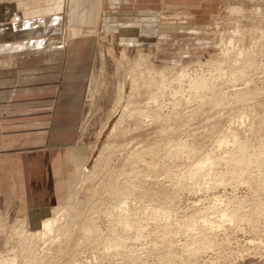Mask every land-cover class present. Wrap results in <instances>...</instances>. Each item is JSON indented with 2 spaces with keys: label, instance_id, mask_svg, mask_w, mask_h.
I'll use <instances>...</instances> for the list:
<instances>
[{
  "label": "rangeland",
  "instance_id": "obj_1",
  "mask_svg": "<svg viewBox=\"0 0 264 264\" xmlns=\"http://www.w3.org/2000/svg\"><path fill=\"white\" fill-rule=\"evenodd\" d=\"M62 3L0 0V72L10 67L3 47L12 48L2 45L29 40L10 30L17 22L59 46L85 42L88 61L68 168L43 167L56 179L46 199L30 206L28 151L0 158L1 255L18 264L29 255L33 264H264V0L162 9L158 42L193 37L188 54L103 32L100 0ZM57 15L62 30L45 32ZM61 128L52 126L56 140ZM53 211L61 229L41 240L37 223Z\"/></svg>",
  "mask_w": 264,
  "mask_h": 264
},
{
  "label": "crops",
  "instance_id": "obj_2",
  "mask_svg": "<svg viewBox=\"0 0 264 264\" xmlns=\"http://www.w3.org/2000/svg\"><path fill=\"white\" fill-rule=\"evenodd\" d=\"M208 1L103 0L98 26L107 34L119 35L122 41L131 38L139 49L181 46L188 54L197 44L193 37L163 35L158 42L159 13L167 7L173 10V5L202 7ZM61 45L9 52L4 63L10 67L0 72V158L17 151H28L22 153L29 168L26 193L31 207L46 199L48 190L55 185L56 179L50 181V172L43 171V167L46 169L49 161L57 160L63 165L59 169V164V171L65 172L68 168L67 157L64 159L63 154L71 148L76 113L80 111L78 105L81 104L88 62L84 63L82 59L86 43L76 40L68 47ZM57 122L62 126L57 133L58 140L52 130ZM63 135L68 139L60 141L59 137ZM33 148L39 150H29ZM29 161L37 162L39 169H32L34 165ZM4 231L0 215V237Z\"/></svg>",
  "mask_w": 264,
  "mask_h": 264
},
{
  "label": "bare ground",
  "instance_id": "obj_3",
  "mask_svg": "<svg viewBox=\"0 0 264 264\" xmlns=\"http://www.w3.org/2000/svg\"><path fill=\"white\" fill-rule=\"evenodd\" d=\"M59 1V4H58V10L57 11H60L62 8H63V3H62V0H58ZM101 1V3H100V5H99V9H98V11L99 12H97V14H96V17L98 16V18H97V20H96V24H98V21H99V18H100V16H101V14H102V5H103V0H100ZM128 6V5H127ZM173 7H175V6H173ZM174 9V8H173ZM78 10V8H77V3H74V4H72L71 5V11H72V15H71V19L72 20H70V22H71V24L72 23H74V17H76V16H78L77 15V11ZM19 19V18H18ZM176 19H177V17H176ZM51 20L53 21V23L51 24V25H48V26H46V29L44 30L45 32H48V31H53V32H55L56 30H58V31H60V30H62V28H63V22H62V17L60 16V15H57V16H55L54 18H51ZM17 21V20H16ZM44 21H48L47 19L46 20H44ZM30 23L31 22H29V21H25V22H17V23H15V26L12 28V29H10V30H12V31H17V32H19L20 31V29L21 28H23V30H25V32H24V34L27 36V38L29 39L28 41H25V42H23L19 47H17V48H13V46H15V44L16 43H13V42H10V43H6L5 45H2V46H7V45H12V48H9V47H3V48H5L4 50H8V51H11V52H17V51H26V50H31V51H33V50H36V49H38L37 48V46L39 47V46H44L43 48H45V46L46 47H50V48H52V47H55V46H59L58 44H59V38H51L50 39V41H48L47 39H36L35 38V36L34 35H36L38 32H39V29H34V28H32V27H30ZM41 24H43L42 22H41ZM56 24V25H55ZM44 25H45V23H44ZM55 25V26H54ZM173 25V24H172ZM71 27H73V25H71ZM43 31V30H42ZM40 33V32H39ZM17 34V33H16ZM73 34H77V31H75V30H73ZM49 36H51V35H48V37ZM38 43V44H37ZM55 52V51H54ZM59 53V52H58ZM54 56V55H53ZM0 64H1V66H3V64L0 62ZM198 87H207V83L205 82V81H203V82H199L198 84ZM71 160H73V159H71ZM206 165H208V162L207 161H205L204 163H202L199 167H198V169L196 170L198 173H201V172H203L204 171V168H205V166ZM203 170V171H202ZM206 171V170H205ZM58 177L60 178L61 176H60V173L58 172ZM70 186V185H69ZM51 209V208H50ZM67 209H69V208H67ZM67 209H66V213H67ZM52 211V210H51ZM69 211V210H68ZM53 212H55V211H53ZM122 212V211H121ZM65 213V212H64ZM119 213V212H118ZM62 214V213H61ZM53 215V214H52ZM66 215V214H65ZM63 216V215H62ZM66 218V217H65ZM61 219H64V218H61ZM39 221V220H38ZM40 223H37V224H39V229H40V232H39V235L37 236V235H35V236H37V237H41V240L43 239V238H47L49 235H51V234H53V232L55 233V230H60L61 228H60V214H56V212H55V215L54 216H51V217H49L47 220H45V221H39ZM63 222V221H62ZM62 224V223H61ZM63 228V227H62ZM60 232V231H59ZM38 233V232H37ZM36 233V234H37ZM61 234V233H60ZM30 239H32L33 237L31 236V237H29ZM38 239H40V238H38ZM35 241V240H34ZM45 241V240H44ZM43 241V242H44ZM38 242H41L40 240L38 241ZM44 243H46V241L44 242ZM48 244V243H47ZM45 245V244H44ZM45 247H47L46 245H45ZM27 248H25V250H26ZM33 251V250H32ZM42 251V250H41ZM44 251V250H43ZM37 254L35 251L33 252V254ZM7 255V254H6ZM27 255V254H26ZM28 256V255H27ZM26 256V257H27ZM18 256H16V255H13V257L12 256H4V255H1V253H0V264H18L17 262H18V258H17ZM23 258H25V257H23ZM28 258L30 259V260H28L27 261V258H26V263H23V264H33V262H35L33 259H32V256L31 255H29L28 256ZM39 257H37V260H39L38 259ZM34 259H36V258H34ZM23 260V259H22ZM41 262V261H40ZM20 264H22V263H20Z\"/></svg>",
  "mask_w": 264,
  "mask_h": 264
}]
</instances>
